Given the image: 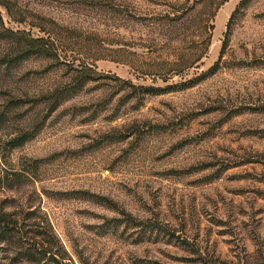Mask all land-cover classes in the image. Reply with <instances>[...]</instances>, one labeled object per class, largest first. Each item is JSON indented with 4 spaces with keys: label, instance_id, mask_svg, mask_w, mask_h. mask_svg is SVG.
I'll list each match as a JSON object with an SVG mask.
<instances>
[{
    "label": "rangeland",
    "instance_id": "374dc122",
    "mask_svg": "<svg viewBox=\"0 0 264 264\" xmlns=\"http://www.w3.org/2000/svg\"><path fill=\"white\" fill-rule=\"evenodd\" d=\"M243 1L0 0V264H264V0L232 20ZM41 37L57 56L25 57Z\"/></svg>",
    "mask_w": 264,
    "mask_h": 264
},
{
    "label": "trees",
    "instance_id": "16d2710c",
    "mask_svg": "<svg viewBox=\"0 0 264 264\" xmlns=\"http://www.w3.org/2000/svg\"><path fill=\"white\" fill-rule=\"evenodd\" d=\"M218 7L220 8L224 4H226L229 0H218ZM250 0H244L239 8L236 10L234 13L233 18L235 15L240 11L241 8L245 7ZM230 28V25H229ZM228 41L226 40L225 46H227ZM56 53L54 51V48L52 47L50 41L44 37L41 38H36L32 39L30 43L27 45V52L25 57H36L38 59L42 60H51L56 57ZM79 74L78 77H76L75 81L78 83L76 85H66V86H59L53 91L47 93L46 95H43L41 98L43 101L46 102L47 107H49V112L50 114H53L57 112L61 107H63L66 103L71 101L73 98L78 96L86 87V85L91 81L90 76L85 74L86 72L84 71H77ZM154 92H158V90H153ZM161 91V90H160ZM28 140L24 141H18L20 144L19 146H22L25 142ZM12 225H15L14 227ZM16 225L14 221L12 220L11 216L2 215L0 214V245L10 243L14 236ZM45 244V243H44ZM43 244V248H44ZM36 249V248H35ZM44 252H40L39 250H35L33 256H30L29 264H41L43 261L48 260L52 264H68L67 263V258L68 254L65 253V255H60L57 253L53 252V247L52 244H50V249L45 250L43 249ZM39 255L40 257H37ZM50 257V258H47ZM18 262L16 261L17 264ZM19 264V263H18Z\"/></svg>",
    "mask_w": 264,
    "mask_h": 264
}]
</instances>
